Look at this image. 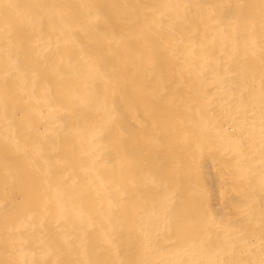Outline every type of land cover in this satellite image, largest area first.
Returning a JSON list of instances; mask_svg holds the SVG:
<instances>
[{
	"label": "bare ground",
	"instance_id": "1",
	"mask_svg": "<svg viewBox=\"0 0 264 264\" xmlns=\"http://www.w3.org/2000/svg\"><path fill=\"white\" fill-rule=\"evenodd\" d=\"M0 264H264V0H0Z\"/></svg>",
	"mask_w": 264,
	"mask_h": 264
}]
</instances>
